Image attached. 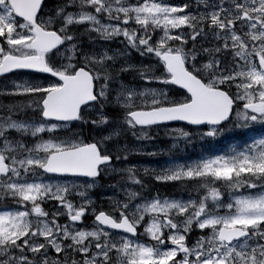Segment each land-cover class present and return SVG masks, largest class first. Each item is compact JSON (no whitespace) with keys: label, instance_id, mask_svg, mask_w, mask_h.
<instances>
[{"label":"snow or ice","instance_id":"6c2138e0","mask_svg":"<svg viewBox=\"0 0 264 264\" xmlns=\"http://www.w3.org/2000/svg\"><path fill=\"white\" fill-rule=\"evenodd\" d=\"M0 264H264V0H0Z\"/></svg>","mask_w":264,"mask_h":264},{"label":"rangeland","instance_id":"374dc122","mask_svg":"<svg viewBox=\"0 0 264 264\" xmlns=\"http://www.w3.org/2000/svg\"><path fill=\"white\" fill-rule=\"evenodd\" d=\"M129 142H133L131 140V137H129ZM158 143L163 146L164 145V141H158ZM167 159V157L161 156V157H157V158H149V157H145V156H133L131 157V160L133 162H138L141 164H145V165H157L160 163H163L165 160ZM115 181H113L112 183H114ZM111 190H108V193L110 194ZM100 194V190H97L96 195L99 196Z\"/></svg>","mask_w":264,"mask_h":264},{"label":"trees","instance_id":"16d2710c","mask_svg":"<svg viewBox=\"0 0 264 264\" xmlns=\"http://www.w3.org/2000/svg\"><path fill=\"white\" fill-rule=\"evenodd\" d=\"M226 145V141L225 140H221L220 141V146L224 147ZM200 145L196 144L194 145L192 148H190L188 150V155L195 158L196 156H198L200 154ZM113 181H104L103 183L108 184V183H112Z\"/></svg>","mask_w":264,"mask_h":264}]
</instances>
